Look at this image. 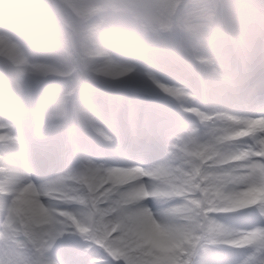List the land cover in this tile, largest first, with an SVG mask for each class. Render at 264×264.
<instances>
[{
  "label": "clouds",
  "instance_id": "1",
  "mask_svg": "<svg viewBox=\"0 0 264 264\" xmlns=\"http://www.w3.org/2000/svg\"><path fill=\"white\" fill-rule=\"evenodd\" d=\"M0 32V264H264V0H0Z\"/></svg>",
  "mask_w": 264,
  "mask_h": 264
},
{
  "label": "bare ground",
  "instance_id": "2",
  "mask_svg": "<svg viewBox=\"0 0 264 264\" xmlns=\"http://www.w3.org/2000/svg\"><path fill=\"white\" fill-rule=\"evenodd\" d=\"M93 1L94 0H66V6L71 11H78L81 14H87L90 11V6L92 5ZM2 53L7 54L6 58H9V60L25 58L20 52V50L17 48L11 37L3 32H0V54ZM2 61L3 60H1V62ZM8 125V123L0 121V128L4 129L3 133L0 134V138L2 137L4 139L9 136L7 131ZM10 138L11 137L9 136V139ZM213 256L214 255L208 254L205 259V264H212Z\"/></svg>",
  "mask_w": 264,
  "mask_h": 264
},
{
  "label": "rangeland",
  "instance_id": "3",
  "mask_svg": "<svg viewBox=\"0 0 264 264\" xmlns=\"http://www.w3.org/2000/svg\"><path fill=\"white\" fill-rule=\"evenodd\" d=\"M98 0H94L92 2V5L97 3ZM6 55L7 54H0V71H2L4 68L8 67V66H11L15 69H17L18 71L20 72H23L25 70H27L28 66H29V62L26 60V58H22V59H15V60H9V58H6ZM1 60H3L1 62ZM3 107H4V99L2 96H0V111L3 110ZM3 130L4 129H1L0 128V134L3 133ZM6 130V129H5ZM8 135L11 137L9 139V136L6 137V138H0V143H4V142H8V141H11L13 139V132L11 131V128H10V125H8ZM242 224V222H240ZM210 255H214L212 258L213 260L215 259V257L217 255H220V256H223L225 259H231V254L230 253H226V252H217V253H209ZM212 260V261H213Z\"/></svg>",
  "mask_w": 264,
  "mask_h": 264
},
{
  "label": "snow or ice",
  "instance_id": "4",
  "mask_svg": "<svg viewBox=\"0 0 264 264\" xmlns=\"http://www.w3.org/2000/svg\"><path fill=\"white\" fill-rule=\"evenodd\" d=\"M61 251L69 258L70 264L73 260L77 261L78 264H85L86 255L79 253V245L72 241H68L62 247Z\"/></svg>",
  "mask_w": 264,
  "mask_h": 264
},
{
  "label": "water",
  "instance_id": "5",
  "mask_svg": "<svg viewBox=\"0 0 264 264\" xmlns=\"http://www.w3.org/2000/svg\"><path fill=\"white\" fill-rule=\"evenodd\" d=\"M66 1V0H65Z\"/></svg>",
  "mask_w": 264,
  "mask_h": 264
}]
</instances>
